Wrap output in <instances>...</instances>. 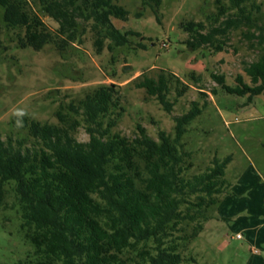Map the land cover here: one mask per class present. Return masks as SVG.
<instances>
[{"label":"trees","instance_id":"obj_1","mask_svg":"<svg viewBox=\"0 0 264 264\" xmlns=\"http://www.w3.org/2000/svg\"><path fill=\"white\" fill-rule=\"evenodd\" d=\"M38 11L57 23L50 30L41 19H32L25 0H0L7 28L22 30V47L40 50L52 43L61 55L82 43L90 31L99 53L105 46L114 51L129 43L130 31H120L111 19L125 20L127 10L114 0H32ZM155 13L161 0H140ZM216 11L205 21H186V45L193 49L223 51L232 31L241 30L257 59L244 63L243 77L235 85L223 75L212 74L228 93L264 94V25L257 24L261 7L255 0H214ZM140 8L136 15L142 14ZM139 36V35H138ZM137 47H143L141 42ZM113 57H111L112 59ZM180 78L160 69L156 76L140 73L136 88L170 111L168 94ZM180 96L189 87L180 83ZM215 89L212 90V92ZM120 85L100 84L82 97L60 103L57 122L41 123L22 115L12 121L26 134H0V209L15 210L20 228L34 248L19 264H182L190 239L197 236L214 205L229 187L224 177L230 157H214L204 170L186 176L191 153L183 150L185 125L201 109L175 116L171 137L158 131L149 136L137 125L128 138L112 133L122 112ZM83 126L87 141L75 137ZM192 224L190 232L185 226Z\"/></svg>","mask_w":264,"mask_h":264},{"label":"rangeland","instance_id":"obj_2","mask_svg":"<svg viewBox=\"0 0 264 264\" xmlns=\"http://www.w3.org/2000/svg\"><path fill=\"white\" fill-rule=\"evenodd\" d=\"M32 19H41L50 30L57 23L25 0ZM128 14L125 20L112 18L113 25L129 35V43L97 52L92 33L87 30L82 43L63 55L52 43L40 50L20 46L17 33L7 28L0 7V134H26L12 121L22 115L41 123L55 124L60 103L82 97L100 84H118L122 112L111 132L128 138L137 135V125L149 136L158 138L162 130L175 133V116L188 112L195 103L201 112L185 125L183 150L191 156L186 176L205 169L216 157L226 156L224 177L229 183L218 201L208 208L198 235L189 240L182 264H264V94L237 95L222 89L212 74L223 75L225 83L236 84V77L248 78L244 63L257 59V46H251L241 30L232 31L223 51L213 53L204 47L193 50L185 41L186 21H205L216 11L214 0H161L157 21L150 6L142 9L140 0H114ZM257 24L264 25V0ZM142 9L140 16L136 15ZM139 35V36H138ZM141 42L143 47H137ZM111 57H113L111 59ZM130 66L124 69V66ZM160 69L173 72L189 87L180 96L174 83L168 94L173 102L168 112L133 79L145 72L156 76ZM215 91L212 92V90ZM75 137L87 141L80 126ZM21 219L15 210L0 209V264H19L33 255L34 248L24 237ZM192 224L185 226L190 232ZM240 237H237V235Z\"/></svg>","mask_w":264,"mask_h":264},{"label":"water","instance_id":"obj_3","mask_svg":"<svg viewBox=\"0 0 264 264\" xmlns=\"http://www.w3.org/2000/svg\"><path fill=\"white\" fill-rule=\"evenodd\" d=\"M129 68H130V66H128V65L124 66V69H129Z\"/></svg>","mask_w":264,"mask_h":264},{"label":"built area","instance_id":"obj_4","mask_svg":"<svg viewBox=\"0 0 264 264\" xmlns=\"http://www.w3.org/2000/svg\"><path fill=\"white\" fill-rule=\"evenodd\" d=\"M237 237H240V235L238 234Z\"/></svg>","mask_w":264,"mask_h":264}]
</instances>
